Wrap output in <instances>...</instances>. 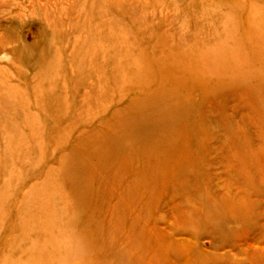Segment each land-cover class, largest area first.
<instances>
[{
	"label": "rangeland",
	"instance_id": "1",
	"mask_svg": "<svg viewBox=\"0 0 264 264\" xmlns=\"http://www.w3.org/2000/svg\"><path fill=\"white\" fill-rule=\"evenodd\" d=\"M142 203L195 264H264V0H0V264H134Z\"/></svg>",
	"mask_w": 264,
	"mask_h": 264
},
{
	"label": "bare ground",
	"instance_id": "2",
	"mask_svg": "<svg viewBox=\"0 0 264 264\" xmlns=\"http://www.w3.org/2000/svg\"><path fill=\"white\" fill-rule=\"evenodd\" d=\"M151 116L150 115H144L143 117H141L140 119H142L141 120V128H142V125L144 124V123H151ZM166 119H171V122H172V124L174 125V123H175V119L173 118V114H172V116H169V118L168 117H166ZM162 122H165V121H162ZM167 123H168V121H166ZM131 123V122H130ZM143 123V124H142ZM146 123V124H147ZM154 124H156L155 122H153ZM170 123V122H169ZM168 123V124H169ZM145 124V125H146ZM157 124H161L162 126H164L165 124H162V123H157ZM137 125H139V123H137ZM171 125V124H170ZM130 126H133V128L136 126V124H130L128 127H130ZM148 126H151L150 124L148 125ZM153 126V125H152ZM156 126H158V125H156ZM156 126H153V131L156 129ZM161 126V127H162ZM146 127H147V125H146ZM170 127H172L173 128V126H170ZM131 128V127H130ZM130 128H128V129H130ZM148 128H150V127H148ZM152 128V127H151ZM163 128H166V127H163ZM127 129V130H128ZM135 129V128H134ZM133 129V130H134ZM169 129V128H168ZM132 130V131H133ZM145 130H147V129H145ZM157 130H158V128H157ZM166 130H167V128H166ZM166 130H162L163 132H165ZM130 131V135H131V133H132V131L131 130H129ZM149 131H151V129L150 130H148V132ZM168 131V130H167ZM166 131V132H167ZM174 131V130H173ZM143 132H144V126H143ZM143 132H141L142 134V136H143ZM160 132H161V130H160ZM162 132V133H163ZM172 132V131H171ZM126 133V132H125ZM128 133V132H127ZM133 133H137V132H133ZM132 133V134H133ZM138 133H140V132H138ZM145 133H146V131H145ZM144 133V134H145ZM159 133V132H158ZM168 133V132H167ZM167 133H165L166 135H167ZM174 133V132H173ZM117 134V133H116ZM121 134V133H120ZM156 134V133H155ZM154 134V135H155ZM164 134V133H163ZM169 134H170V132H169ZM172 134V133H171ZM115 135V134H114ZM123 135V134H122ZM130 135H128V136H130ZM137 135H139V134H137ZM137 135H133V137H135V136H137ZM140 135V136H141ZM181 135V134H180ZM117 136V135H116ZM119 136V135H118ZM156 136H157V134H156ZM163 136V135H162ZM124 137V136H123ZM138 137V136H137ZM167 137V136H166ZM182 137V136H181ZM111 137H109V139H110ZM128 138V137H127ZM132 138V137H131ZM131 138H129L130 140H133V138L131 139ZM155 138H157V137H155ZM158 138H160V141H161V136L159 137L158 136ZM163 138V137H162ZM165 138V137H164ZM129 139H126V140H123L122 139V141H127V140H129ZM135 139H136V137H135ZM139 139V138H138ZM154 138H152V140H153ZM121 140V139H120ZM119 140V142L118 143H120L121 142V144L123 143L122 141H120ZM156 140V139H155ZM112 140L110 139V142H111ZM157 141H159V140H157ZM159 141V142H160ZM113 142V141H112ZM130 142V141H129ZM158 142V143H159ZM109 143V142H108ZM107 143V144H108ZM131 143H133L132 141H131ZM131 143H130V145H131ZM134 143H135V140H134ZM137 143H138V141H137ZM144 143V142H143ZM112 144V143H111ZM114 144V143H113ZM125 144V143H124ZM126 144H127V142H126ZM129 145V146H130ZM162 145V144H161ZM111 145H109V149L111 148L110 147ZM120 146V145H119ZM129 146H127L128 148H129ZM113 147V146H112ZM118 147V146H117ZM120 148V147H119ZM127 148V149H128ZM137 148V147H136ZM147 148H149V147H146V148H144V149H146V150H149V149H147ZM113 149V148H112ZM115 149H116V147H115ZM114 149V150H115ZM135 149V148H134ZM156 149V148H155ZM158 149H160V147L158 148ZM108 150V149H107ZM122 150V149H121ZM157 150V149H156ZM112 151V150H111ZM110 150H109V152L108 153H110L111 152ZM132 151V150H131ZM134 151V150H133ZM132 151V152H133ZM150 151V150H149ZM120 152V151H119ZM128 152H129V150H128ZM177 152V151H176ZM118 153V152H117ZM121 153V152H120ZM124 153V152H123ZM130 153V152H129ZM129 153H128V155H127V158H128V156H129ZM137 153V152H136ZM144 153H145V151H144ZM114 154V153H113ZM122 154V153H121ZM152 154V153H151ZM155 154H156V152H155ZM171 154V153H170ZM111 155H112V153H111ZM115 155V154H114ZM134 155H135V153H134ZM142 155H145V154H142ZM154 155V154H153ZM168 154H166V156H167ZM173 155V154H172ZM125 156V155H124ZM132 156H133V153H132ZM119 157V155L117 156V158ZM129 157H131V155L129 156ZM147 157V156H146ZM153 157V156H152ZM158 157V156H157ZM156 157V158H157ZM174 157V156H173ZM132 158H134V157H132ZM166 158H168V157H166ZM170 158H172V157H170ZM130 159V158H129ZM163 159H165V158H162V161H163ZM126 160V159H125ZM125 160H124V162H125ZM128 160V159H127ZM171 160V162H172V159H170ZM150 161V160H149ZM154 161H155V159H154ZM159 161V160H158ZM158 161L156 162V163H158ZM123 162V161H122ZM151 162V161H150ZM153 162V161H152ZM174 162V161H173ZM128 163V162H127ZM153 163H155V162H153ZM152 163V164H153ZM167 163H168V161H167ZM126 164V163H125ZM151 164V165H152ZM159 164H161V163H159ZM154 165V164H153ZM152 165V166H153ZM164 165V164H163ZM125 166H127V165H125ZM154 166H156V165H154ZM153 166V167H154ZM166 166V165H165ZM121 168H123V166L121 167ZM149 168H151L150 166L148 167V169ZM156 168H158V167H156ZM154 169H155V167H154ZM160 169L161 168H159V171H160ZM121 170H123V169H121ZM124 170H125V168H124ZM123 170V171H124ZM150 170V169H149ZM149 170H148V172H149ZM156 170V169H155ZM154 170V171H155ZM159 171L157 172V170H156V172H157V174H159ZM152 172V171H151ZM170 172V171H169ZM155 173V172H154ZM173 174H174V172H172ZM140 174V173H139ZM152 174V173H151ZM162 174H164V172L162 173ZM108 175V174H107ZM149 175V174H148ZM170 175H171V173H170ZM175 175V174H174ZM174 175H172V176H174ZM132 176V175H131ZM171 176V177H172ZM133 178H135V176L133 177ZM146 178H148V177H146ZM145 178V179H146ZM175 178V177H174ZM173 178V179H174ZM129 179V178H128ZM131 179V178H130ZM172 179V180H173ZM147 180V179H146ZM155 180V179H154ZM157 180V179H156ZM144 181V180H143ZM158 181V180H157ZM133 182V181H132ZM139 182V181H138ZM137 183V182H136ZM151 183V182H150ZM157 184H158V182H157ZM160 184V183H159ZM162 184H163V182H162ZM129 185H130V183H129ZM132 185V184H131ZM146 184H144V182H141L140 184H138V185H136V186H133L131 189H132V192L133 193H135V192H137V191H142L143 193H145L146 192V187H147V185L145 186ZM128 186V185H127ZM158 186V185H157ZM128 188V187H127ZM162 188V187H161ZM129 189V188H128ZM150 189V188H149ZM157 191V190H156ZM155 191V192H156ZM132 192H131V194H132ZM154 192V193H155ZM159 192V191H158ZM152 193V192H151ZM136 194V193H135ZM139 194H141V193H139ZM139 194H137L136 196H138ZM158 194V193H157ZM133 195V197H134V194H132ZM150 194H149V191H148V195L147 196H149ZM152 195V194H151ZM154 196V195H153ZM141 198V197H140ZM139 198V199H140ZM132 199V198H131ZM147 199V198H146ZM155 199H156V196H155ZM150 201V199H147L146 201ZM130 201H132V200H130ZM134 201H135V198L133 199V201H132V203H134ZM126 202V201H125ZM144 202V201H143ZM211 202V201H210ZM214 201H212V203H213ZM216 202V201H215ZM132 203H131V206H132ZM148 203V202H147ZM155 203V202H154ZM126 204V203H125ZM135 204V203H134ZM133 204V206H136L135 208H137V205H134ZM150 203H148V205H149ZM209 204V203H208ZM146 203H142V205L141 206H139L140 207V209H138L137 211H136V213L134 212L136 209L135 208H133V207H131V206H129V204H128V209L126 210V213L128 214V216H129V218H130V222H129V227H130V232L132 233V235L133 236H131L132 238H129L128 240H127V242L126 243H124V244H121V240H119L118 241V246H120V247H122V246H125V247H127V252L129 253V255H130V257H135V259H133L134 260V264H135V262L136 261H139L138 262V264H195V261H193L192 259V256L191 257H189L187 254H189V251L187 250V249H185V248H183L182 246H180V245H178V244H176V243H174L173 241H171V240H161L159 237H158V234L156 233V232H153L152 230H148V229H146V228H144V227H142L141 228V221L142 220H144L145 219V217H146V215L147 214H149V212H150V210L148 209V206ZM222 205H224V203L222 204ZM214 206V205H213ZM212 205L211 206H209V208H208V205H207V208H205V218L203 217V221H204V223L205 224H207V220H208V224L207 225H209L210 226V224H213V223H211V221L209 220V219H211L210 218V213H212L213 215H214V212H216V210L215 211H213V209L214 208H212L213 207ZM126 207V206H125ZM222 207H224V206H222ZM127 208V207H126ZM149 210V211H148ZM225 212V211H224ZM229 214V213H228ZM233 214V213H232ZM196 215H198V214H196ZM222 215H225V214H222ZM221 215V216H222ZM220 216V219L222 218ZM200 216H198L197 218H199ZM212 217V216H211ZM218 217V216H217ZM217 217H216V219H217ZM236 217V215L234 214V215H232L231 216V218H235ZM196 218V217H195ZM200 219L201 218H199V221H200ZM214 219V218H213ZM226 219V218H225ZM148 220V219H147ZM146 220V221H147ZM150 220V219H149ZM189 220V219H188ZM198 220V219H197ZM196 220V221H197ZM230 220V219H229ZM195 221V222H196ZM202 221V220H201ZM217 221H219L218 219H217ZM227 221V220H226ZM243 221H247L248 223H251L253 220H252V218L251 217H246L245 219H243ZM143 223H144V221H142ZM150 223V222H149ZM187 223V222H186ZM185 223V224H186ZM201 223H203V222H201ZM203 223V224H204ZM146 224V223H145ZM144 224V225H145ZM146 226V225H145ZM147 227V226H146ZM155 227V226H154ZM207 227V226H206ZM204 225H203V228H206ZM153 228V227H152ZM208 228V227H207ZM154 230V229H153ZM156 230V229H155ZM222 233H224V230H222ZM131 240H132V245H131ZM135 241H137V245H140V249H137L136 248V246H135ZM188 252V253H187ZM200 262L202 263V258H201V256H200ZM200 263V264H201Z\"/></svg>",
	"mask_w": 264,
	"mask_h": 264
}]
</instances>
